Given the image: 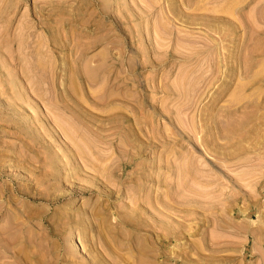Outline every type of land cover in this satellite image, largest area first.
<instances>
[{
	"label": "rangeland",
	"instance_id": "1",
	"mask_svg": "<svg viewBox=\"0 0 264 264\" xmlns=\"http://www.w3.org/2000/svg\"><path fill=\"white\" fill-rule=\"evenodd\" d=\"M210 1L0 0V264H264V0Z\"/></svg>",
	"mask_w": 264,
	"mask_h": 264
},
{
	"label": "bare ground",
	"instance_id": "2",
	"mask_svg": "<svg viewBox=\"0 0 264 264\" xmlns=\"http://www.w3.org/2000/svg\"><path fill=\"white\" fill-rule=\"evenodd\" d=\"M194 1H197V0H194ZM200 2L199 3H202L201 2V0H199ZM203 1V3L201 4V5H204V2H205V0H202ZM208 1V0H207ZM225 1V0H224ZM237 1L238 0H229L228 2H235V4L237 3ZM247 0H245V1H242L243 3L244 2H246ZM209 2H211L210 0H209ZM223 2V1H222ZM240 0H239V4L241 5V3H242ZM198 3V2H197ZM196 2H195V4L194 5H196L197 4ZM242 3V4H243ZM190 4V3H189ZM228 4H230V3H227V5ZM233 4V3H232ZM239 4H238V6H239ZM199 5V4H198ZM230 6L232 7V5L230 4ZM237 6V5H236ZM229 7V6H228ZM235 7V5L233 4V8ZM232 9V8H231ZM260 12V11H259ZM263 17V16H262ZM251 38V37H250ZM222 56V55H221ZM258 76H262V75H258ZM256 77L257 76H255V79H256ZM254 79V78H253ZM260 79V78H259ZM257 80V79H256ZM256 80H254L255 82H256ZM259 81H261V80H259ZM254 83V82H253ZM249 84V82L248 83H243V84H241L240 86H239V88H238V93H241L242 91H244L245 89L244 88H246V86ZM250 84H252V83H250ZM249 86V85H248ZM248 88V87H247ZM237 93V94H238ZM243 93V92H242ZM238 95H240V94H238ZM238 95H236V96H234L233 97V99H237L238 97ZM259 97V96H258ZM258 97H256V98H258ZM240 98V97H239ZM261 98V97H260ZM248 99H250V98H248ZM248 99H247V101H248ZM263 99V98H262ZM261 99V101H259V99H252V101H251V103H252V106L254 107V110H252L253 108H251V106H250V108H251V110L252 111H254L250 116H248V117H246L247 119L245 120V122H244V124L242 125V127H243V129L242 130H244V135H245V132H246V134L247 135H252L253 134V136L252 137H254V136H261V134H263V131H264V112L263 111H261V109H259V107L261 106L260 104H261V102L263 103V101L264 100H262ZM242 99H238V101L237 102H239V101H241ZM245 100V99H244ZM251 100V99H250ZM231 101H233V100H231ZM246 101V100H245ZM234 102H236V101H234ZM233 102V103H234ZM233 103H231V104H233ZM237 104V103H236ZM264 108V107H263ZM230 124V123H229ZM233 124V123H232ZM235 124V123H234ZM240 126V125H239ZM233 127H234V125H232V127H231V129H232V131H235V130H233ZM230 128V127H229ZM241 128V127H240ZM239 129V128H238ZM237 129V130H238ZM229 131H230V129H229ZM252 133V134H251ZM261 133V134H260ZM235 134V133H234ZM243 134V133H242ZM241 134V135H242ZM260 134V135H259ZM240 135V136H241ZM243 135V136H244ZM247 135H245L246 136V138L247 137H249V139H252L251 138V136H247ZM237 136V135H236ZM243 136H241V137H243ZM263 136H264V134H263ZM227 137H228V135H227ZM238 137V136H237ZM245 138V137H244ZM245 138V139H246ZM230 139H232V138H230ZM229 139V140H230ZM236 139H239V138H236ZM228 140V141H229ZM240 140V139H239ZM243 140V139H242ZM255 140H256V138H255ZM234 142H235V140H233ZM238 141V140H237ZM241 141V140H240ZM245 141V140H244ZM257 142L255 143V145L257 146V147H255V146H250L249 148H248V143H247V148L246 149H244V150H246V154L248 155L249 153H252L253 151L255 152V151H258V150H260V151H262L263 149H264V139H263V137L260 139V138H258V140H256ZM247 142H249V141H247ZM229 143H231V142H229ZM236 143V142H235ZM235 143H233L234 145H235ZM242 143V142H241ZM254 143V142H253ZM237 144V143H236ZM240 144V143H239ZM243 145V144H242ZM241 145V146H242ZM228 146H229V148H228ZM228 146H227V148L229 149V150H226L224 153H223V156H224V158H226L227 159V162L230 160L231 161V159H233L234 158V156L236 157V153L238 154L239 152V154L241 155V151L242 150H240V149H235V148H233V149H231V147H230V145L228 144ZM231 146H233V145H231ZM236 146H238V144L236 145ZM240 146H238V148H239ZM226 148V147H225ZM224 148V149H225ZM243 148V147H242ZM262 149V150H261ZM238 150H240L239 152H237ZM243 150V151H244ZM245 152V151H244ZM243 152V153H244ZM263 152V151H262ZM256 154H260V152H255ZM245 154V156L247 157V155ZM242 156H244V155H241L239 158H236V159H238V160H236L235 159V161H236V163L237 162H239V159H241V161H243L244 159H243V157ZM250 156H251V154H250ZM256 156V155H255ZM263 156V155H262ZM252 158V157H251ZM255 158V157H254ZM257 158V157H256ZM243 159V160H242ZM250 159V158H249ZM229 161V162H230ZM234 160H232V163L233 164H235L234 162H233ZM231 163V162H230ZM237 165V164H236ZM263 167H261V169H262ZM261 172V171H260ZM262 173V172H261ZM260 173V174H261ZM243 212V211H242ZM243 213H245V212H243ZM107 230H112V228L111 229H107ZM109 232V231H108ZM111 232V231H110ZM96 243V242H95ZM106 243V242H105ZM97 245V244H96ZM96 245H95V247H96ZM107 245H109V244H107ZM118 245V244H117ZM105 246H106V244H105ZM104 246V247H105ZM98 247H100V245L98 246ZM107 247H110V246H107ZM129 247H130V245H129ZM128 247V244H127V247L126 248H129ZM94 248V247H93ZM97 248V247H96ZM101 249V248H100ZM6 247L3 245V243H1L0 242V259H1V257H3L4 255H5V252H6ZM14 251V250H13ZM99 251V250H98ZM101 251H105V250H101ZM109 252V254H110V249L108 250ZM116 251V250H115ZM127 251L129 252V250L127 249ZM111 253H113V250L111 251ZM104 254V253H103ZM109 254H107L108 255V258L109 259H112V258H110V256H109ZM114 254V253H113ZM116 254V253H115ZM114 254V255H115ZM105 255V254H104ZM69 256V255H68ZM72 257H73V255H71ZM91 256V255H90ZM89 256V257H90ZM121 256V255H120ZM93 257V256H92ZM77 258V257H76ZM76 258H75V260H76ZM94 258V257H93ZM105 258H106V256H105ZM108 258H106V260H108ZM42 259V258H41ZM69 259H71V257L69 258ZM72 259H74V258H72ZM72 259H71V261H72ZM96 259V258H95ZM34 260V259H33ZM77 260H78V258H77ZM91 257H90V262H91ZM113 260V259H112ZM39 262H40V260H38ZM74 261V260H73ZM80 260H78V261H76V263L78 262L79 264H82L81 263V261L79 262ZM93 261H95V260H93ZM109 261V260H108ZM115 261V260H114ZM129 261V260H128ZM35 262V261H34ZM89 262V263H90ZM138 262V261H137ZM42 263V262H41ZM74 263V262H73ZM93 263V262H92ZM109 263L110 264H112L113 262H110L109 261ZM16 264H34L33 263V261H32V256H30L29 254L28 255H25V256H22L21 254H20V252H18V254H17V256H16ZM43 264V263H42ZM97 264V263H96ZM115 264V263H114ZM143 264V263H142ZM145 264V263H144Z\"/></svg>",
	"mask_w": 264,
	"mask_h": 264
}]
</instances>
